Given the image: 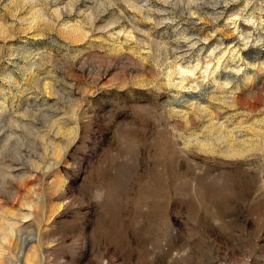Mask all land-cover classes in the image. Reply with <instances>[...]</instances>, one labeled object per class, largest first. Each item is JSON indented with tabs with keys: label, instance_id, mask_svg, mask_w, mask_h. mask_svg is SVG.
<instances>
[{
	"label": "rangeland",
	"instance_id": "obj_1",
	"mask_svg": "<svg viewBox=\"0 0 264 264\" xmlns=\"http://www.w3.org/2000/svg\"><path fill=\"white\" fill-rule=\"evenodd\" d=\"M0 264H264V0H0Z\"/></svg>",
	"mask_w": 264,
	"mask_h": 264
}]
</instances>
